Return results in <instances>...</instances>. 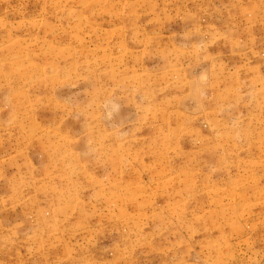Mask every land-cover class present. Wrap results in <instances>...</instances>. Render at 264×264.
Masks as SVG:
<instances>
[{
	"label": "rangeland",
	"instance_id": "obj_1",
	"mask_svg": "<svg viewBox=\"0 0 264 264\" xmlns=\"http://www.w3.org/2000/svg\"><path fill=\"white\" fill-rule=\"evenodd\" d=\"M0 264H264V0H0Z\"/></svg>",
	"mask_w": 264,
	"mask_h": 264
}]
</instances>
